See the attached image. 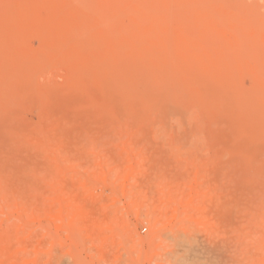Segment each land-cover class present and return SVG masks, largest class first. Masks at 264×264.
I'll return each mask as SVG.
<instances>
[{
  "label": "rangeland",
  "instance_id": "1",
  "mask_svg": "<svg viewBox=\"0 0 264 264\" xmlns=\"http://www.w3.org/2000/svg\"><path fill=\"white\" fill-rule=\"evenodd\" d=\"M0 264H264V0H0Z\"/></svg>",
  "mask_w": 264,
  "mask_h": 264
},
{
  "label": "bare ground",
  "instance_id": "2",
  "mask_svg": "<svg viewBox=\"0 0 264 264\" xmlns=\"http://www.w3.org/2000/svg\"><path fill=\"white\" fill-rule=\"evenodd\" d=\"M52 20H53V19H52ZM54 21H55V19H54ZM54 21H51L50 24H49L46 28H49V27H50V29H51V27H53V26L56 24V22H57V21H55V22H54ZM46 28H45V30H47ZM43 32H44V31H43ZM45 32H46V31H45ZM45 32H44V33H45ZM47 32H49V30H47ZM47 32H46V33H47ZM41 33H42V32H41Z\"/></svg>",
  "mask_w": 264,
  "mask_h": 264
}]
</instances>
